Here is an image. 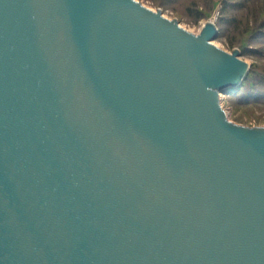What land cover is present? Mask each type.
Segmentation results:
<instances>
[{
	"label": "water",
	"instance_id": "obj_1",
	"mask_svg": "<svg viewBox=\"0 0 264 264\" xmlns=\"http://www.w3.org/2000/svg\"><path fill=\"white\" fill-rule=\"evenodd\" d=\"M138 0H0V264H264L250 72Z\"/></svg>",
	"mask_w": 264,
	"mask_h": 264
},
{
	"label": "rangeland",
	"instance_id": "obj_2",
	"mask_svg": "<svg viewBox=\"0 0 264 264\" xmlns=\"http://www.w3.org/2000/svg\"><path fill=\"white\" fill-rule=\"evenodd\" d=\"M138 1L154 10L161 9L166 17L179 20L196 34L200 26L214 21L221 35L214 41L216 45L229 52L244 50L242 59L249 63L254 79L238 96L222 94V105L233 122L264 126V84L254 81L255 75L264 74V0Z\"/></svg>",
	"mask_w": 264,
	"mask_h": 264
},
{
	"label": "trees",
	"instance_id": "obj_3",
	"mask_svg": "<svg viewBox=\"0 0 264 264\" xmlns=\"http://www.w3.org/2000/svg\"><path fill=\"white\" fill-rule=\"evenodd\" d=\"M221 36V35H220ZM219 36V37H220ZM248 50V49H247ZM244 50H242V54H244ZM264 74H261V75H255V82H257V84H264ZM254 78H253V73L251 75V72H249L247 78L245 79V81L243 82V84L241 85V87H239L238 89H230L229 90V93L227 95L229 96H238L240 94V91L246 86V84L250 81H252ZM253 86V85H252ZM251 90L253 89V87H250Z\"/></svg>",
	"mask_w": 264,
	"mask_h": 264
}]
</instances>
